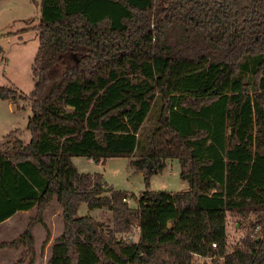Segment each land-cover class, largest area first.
Instances as JSON below:
<instances>
[{"label": "trees", "instance_id": "trees-1", "mask_svg": "<svg viewBox=\"0 0 264 264\" xmlns=\"http://www.w3.org/2000/svg\"><path fill=\"white\" fill-rule=\"evenodd\" d=\"M39 7L33 89L0 85V100H27L31 111L29 141L0 149V223L35 214L0 249L21 248L17 264H32L34 225L44 224L55 198L64 224L48 264H193V255L264 264V0H41ZM181 61L205 65L170 93ZM75 156L129 157L146 187L177 159L188 188L132 193V208L126 191L101 173L80 172ZM82 203L111 211V226L79 215ZM228 213L254 215L261 236L226 252ZM135 221L137 241L115 236Z\"/></svg>", "mask_w": 264, "mask_h": 264}, {"label": "rangeland", "instance_id": "rangeland-1", "mask_svg": "<svg viewBox=\"0 0 264 264\" xmlns=\"http://www.w3.org/2000/svg\"><path fill=\"white\" fill-rule=\"evenodd\" d=\"M40 1L0 0V85L13 86L19 93L29 94L33 89L34 80L31 66L38 48ZM204 65V62L189 63L184 61L175 64L169 81V92L180 93L181 76ZM154 68L156 80L160 83L164 73L159 63L154 62ZM228 86V82H225L221 89L228 91ZM27 108L28 111H26ZM30 115L31 111L27 100H18L15 103L9 100H0V149H4L8 144L7 142L13 138L9 134L15 129H20L16 134L24 142L29 141L30 132L25 130V127ZM154 119L155 116L151 113L144 124V134L148 133ZM72 161L80 172L101 173L106 183L113 189L126 191L128 194L127 204L132 208L137 206L136 200L131 198L132 193L139 196L145 190L177 192L188 188L187 180L180 176L181 167L177 159L168 160L161 172L151 174L147 187L144 182V172L136 171L131 166L129 157H109L105 163H102L94 162L88 157L75 156ZM153 168L152 164L151 169ZM60 211L61 207L54 198L44 215L46 223L34 225V245L36 252H39L38 257L40 259L37 264H48L43 255L46 239H50L51 236L57 237L63 230L64 221L60 219L62 218ZM34 214L35 210L19 213L14 217V220L0 225V241H12L18 238ZM78 214L91 216L104 226H111L112 224L113 215L107 208H88L86 203H82L78 209ZM257 227L259 228L257 229ZM226 231V252H230L233 248H241V242L246 237L258 239L261 236V227L256 223L255 216L251 214L242 217L237 213H228ZM138 233L137 222L135 221L130 226L129 231L118 232L115 236L123 240L137 241ZM21 251V248L0 249L1 263L17 264ZM192 263L212 264V261L209 257L193 255Z\"/></svg>", "mask_w": 264, "mask_h": 264}, {"label": "crops", "instance_id": "crops-1", "mask_svg": "<svg viewBox=\"0 0 264 264\" xmlns=\"http://www.w3.org/2000/svg\"><path fill=\"white\" fill-rule=\"evenodd\" d=\"M30 109V108H29ZM26 111H28V108L26 109ZM29 117V116H28ZM13 138L12 139H14V138H20L21 139V137H19L17 134L16 135H13L12 136ZM11 139V140H12ZM10 140V141H11ZM10 141H8L7 143L8 144H6V147H8V146H10ZM26 143V142H25ZM5 147V148H6ZM59 205V204H58ZM32 210H34L33 208L32 209H29V210H24V211H21V212H17V213H15L13 216H11V217H9L8 219H6L5 221H3L2 223H0V225H3V224H5L6 222H10L11 220H14V217H16L19 213H25V212H30V211H32ZM60 214H61V211H60ZM62 216V215H61ZM60 219H62V218H60ZM45 222V221H44ZM46 223V222H45ZM44 225V224H43ZM48 233H49V231H48ZM58 236V235H57ZM53 239H55L53 236H51V238L50 239H48V240H46L47 242H45V252H44V258L46 259L45 261H48V258H49V255H50V247H51V245L53 244ZM17 252V254H19V252L18 251H16ZM38 255H39V252L37 251L36 252V256H35V259H34V261H33V263L32 264H37L38 263V261H40V259H39V257H38ZM48 263V262H47ZM0 264H2L1 263V260H0Z\"/></svg>", "mask_w": 264, "mask_h": 264}, {"label": "water", "instance_id": "water-1", "mask_svg": "<svg viewBox=\"0 0 264 264\" xmlns=\"http://www.w3.org/2000/svg\"><path fill=\"white\" fill-rule=\"evenodd\" d=\"M151 167H152V164L149 162L148 168L151 169Z\"/></svg>", "mask_w": 264, "mask_h": 264}, {"label": "built area", "instance_id": "built-area-1", "mask_svg": "<svg viewBox=\"0 0 264 264\" xmlns=\"http://www.w3.org/2000/svg\"><path fill=\"white\" fill-rule=\"evenodd\" d=\"M259 227H257V229H258ZM213 246H215V244H213Z\"/></svg>", "mask_w": 264, "mask_h": 264}]
</instances>
